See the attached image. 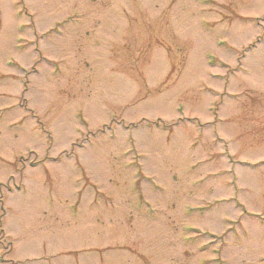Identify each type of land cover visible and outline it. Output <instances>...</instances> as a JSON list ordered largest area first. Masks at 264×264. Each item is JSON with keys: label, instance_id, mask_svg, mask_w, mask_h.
Listing matches in <instances>:
<instances>
[{"label": "rangeland", "instance_id": "obj_1", "mask_svg": "<svg viewBox=\"0 0 264 264\" xmlns=\"http://www.w3.org/2000/svg\"><path fill=\"white\" fill-rule=\"evenodd\" d=\"M0 264H264V0H0Z\"/></svg>", "mask_w": 264, "mask_h": 264}]
</instances>
